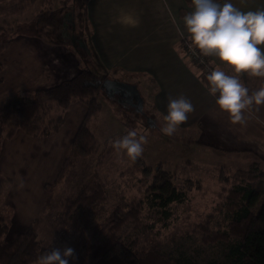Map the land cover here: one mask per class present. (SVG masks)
Listing matches in <instances>:
<instances>
[{"label": "rangeland", "instance_id": "1", "mask_svg": "<svg viewBox=\"0 0 264 264\" xmlns=\"http://www.w3.org/2000/svg\"><path fill=\"white\" fill-rule=\"evenodd\" d=\"M18 1L19 0H5L0 3V24H2L1 21L3 19H6L8 22L12 21L8 6ZM42 1L43 0H37L31 4L24 2L23 6L25 5V9L23 13H20L22 16L17 15L18 20L23 21L25 18H30L32 15H36L40 12L58 10L65 7L64 9H68V13L62 14L61 33L67 38L69 44L71 41L69 39V33H74L76 36L79 35L85 40L87 33H93L96 36L91 24V18L97 15L95 11L97 8L96 3L94 4L93 11H90L91 18L88 17L87 14V18L91 23L87 22L85 14L84 26L80 27L82 29L80 32L78 25L77 28L75 26L72 28L71 25H69L74 18L72 0ZM166 2L169 6L170 14L173 15V9H171L172 5L169 0H166ZM120 5L124 6L125 4L120 3ZM162 6L163 9L165 6V9L168 11V7L164 2H162ZM88 7L89 1L87 2V10ZM152 8L153 5L150 1L146 0L142 3L141 0H138L133 14L130 15L125 13L122 20L125 24L121 23L120 26L129 29L130 33L133 29L137 30L138 28H142L143 35L146 38L158 26L156 23L152 25L146 19V15ZM160 15L164 16L166 14L161 12ZM166 28L167 25L165 26V31ZM24 29L27 31L25 26ZM27 34L28 36L23 35L22 38H20L21 35L14 36L11 39V41H13L12 46L10 41L6 49L10 46V51L19 48H35L31 44H28L29 42H27V40L23 39L29 37L32 33L29 32ZM112 34L113 33H111V35ZM31 37L36 39L35 35H31ZM102 38V34H98V42H103ZM19 39L21 42L25 43L24 47H19L18 44H16ZM95 40L97 41V37ZM182 41L184 46L185 39H182ZM75 42L77 41L75 40ZM68 43H65L64 46L66 50L70 51L69 54L72 57L71 60L73 63L74 61L75 63L80 61L85 68L94 69L101 76L106 77L111 75V73L101 65L102 62L99 57L100 53H98V46L95 47L98 56L95 55L93 48H91L87 56V53H80L82 51L77 48L76 50L79 51V54L76 53L73 47ZM53 46L62 47L61 45ZM84 50L89 51L87 49ZM12 53L13 55L10 59L16 63L18 57L14 52ZM2 54L3 50L0 52V56ZM115 55H119V53L117 52ZM189 59L201 69L204 75H208L213 70L209 67L210 63L208 60H206L205 64L204 62L199 63L194 61L192 57ZM12 61L8 60V62L1 63L2 61L0 60V70H3V68ZM1 75L0 71V76ZM11 77L12 75L8 73L6 78L7 80L13 79ZM7 80L5 77L4 79H2V77L0 78V101L12 94L22 92L17 88L7 91L1 90L3 85H8ZM126 81L129 82L128 79ZM150 88L156 90V85H151ZM150 88L143 92L140 91V98L142 100L141 111L134 109L131 105L125 104L124 102L122 104L119 103L124 108L123 112L127 115V124L122 121V117L121 120V118H117V116L112 113V104L107 92L102 89L98 90L96 97L101 103L102 108L98 113L92 116L89 123L97 139L98 151L79 159L70 170L68 169L66 171V176L56 181L55 177L60 166L58 167L57 160L53 158L54 152H50L48 149L47 154L41 158H39L40 155L37 153L36 155H38V157L35 158L39 160H34L31 157L32 155L27 154L29 159L22 160L23 150H33L35 152L41 150V147L37 144H31L28 148L23 146L20 147L19 144L15 145V143L10 146L4 144L3 154L8 160L2 161L1 164L2 175L5 178L11 177L15 179L9 167V162L13 157H15V161L18 163L22 162L21 165H24L26 169H31L33 172H35V165L47 164L49 168L48 171L45 168L38 171L42 172L41 174L48 173V175H50L48 178L50 181L48 187L45 186L46 183L43 187V199L41 202L43 205L33 214V217L25 218L27 214L23 209V206L26 207L30 199L26 193L28 192L27 187L30 186L29 183L25 180L20 183L9 181L10 183L3 189L0 195V215L4 217V221L9 227L8 232L3 236L4 239L10 240L12 237L25 230L24 228L27 225L32 224L37 231L39 239H41L46 246L61 251L66 248L73 249V257L69 258V264H168L170 257L163 255L161 250L171 251L174 248L170 247L173 246L180 248L188 254L196 256L199 260H206L213 257L224 259L226 257L228 253L227 243L217 234L219 232L223 233L224 231H228L229 221L234 217L231 211H229V186L233 184L230 182L228 176L238 170L239 166H236L235 162L231 159H229V163L235 165L232 169H229V166H219V162L215 159L213 160L210 156V154L216 152L198 148L193 142L185 144L179 140L181 139V134L179 133V135H177V131L171 136L163 134L161 128L165 126V123L162 120H150L149 117V115H151L148 113L149 103L152 99ZM76 101L77 103L81 102L78 100ZM66 109L67 108H58L55 112L65 117L67 115ZM148 119L153 122L152 127L149 125L150 122ZM133 131L137 133V138L143 136L146 140V143L143 144L144 151L139 157L142 161L141 159L132 161L126 154L113 147V142L115 140L121 139L123 136ZM14 146L16 147L15 150H13ZM44 147L52 148L50 143L45 144ZM221 156V153H218V159L222 163ZM29 160L31 161L28 162ZM28 164H30L31 167H29ZM144 164L151 167L161 164L162 169L171 175L172 183L180 190L184 191L185 199L180 203H174L170 206L169 209L171 212L168 219H164L159 215L161 218L155 221V227L152 230L145 231L144 226L135 228L132 222L123 224L121 229L117 232V235L126 248L132 249L134 258H128V256H126L127 252L123 255L114 254L107 259H100L97 257L95 258L96 260H93V258H91L93 250L86 247L88 243H92L91 238H89L91 233L84 234L82 238H78L77 232L71 227V220L63 216L61 204L65 199L72 198L74 193H76L75 191L81 185L88 186V189L98 185L104 192V199L99 200L93 206L92 222L96 225L105 224L111 210L120 204L123 198H128L130 202L141 199V194L146 188V185L150 184L151 175L153 174V172L150 173V171L143 168L145 167ZM240 165L242 166V164ZM253 167L256 169L255 172L257 174L264 173V161H260V163L258 161H253L251 164H246V166L240 168L251 171ZM253 173L254 172H252V174ZM25 178V176L22 177V179ZM187 179L192 180L193 183L185 182ZM9 190L10 192H8ZM71 211L72 208L70 209V212ZM19 212H24L22 213L23 216H21ZM212 215L213 219L211 220ZM207 217L210 219L208 229L201 230L200 226L205 222ZM12 218H15L17 221L20 220L22 223L11 220ZM144 246L146 247V252L141 255L139 251L141 247ZM85 249H90L91 251L89 250L88 252V250Z\"/></svg>", "mask_w": 264, "mask_h": 264}, {"label": "crops", "instance_id": "2", "mask_svg": "<svg viewBox=\"0 0 264 264\" xmlns=\"http://www.w3.org/2000/svg\"><path fill=\"white\" fill-rule=\"evenodd\" d=\"M88 1L89 7L87 10L86 4L85 11L86 18L87 14L90 17V11H93L95 3L97 7L95 9L96 17H90L92 23L87 18V22L92 24L96 36L93 33H87L85 40L79 35L69 33V39L71 40L69 45L73 47L76 53L79 54L77 48L82 51L80 53H87L88 56L91 48H93L96 56L100 53L102 67L111 73L110 76L106 77L135 86L139 95L140 91H146L151 85H156V90L150 88L152 98L148 111L151 114L149 115L150 120L157 119L165 123L164 116L167 114L169 98H178L181 95L188 98L194 106V111L177 128V135L181 134L179 140L185 144L193 142L198 148L216 152L210 154V156L213 160L219 162V166H229V169H232L236 165L239 166L238 169H245L240 167L246 166V164L249 165L253 161L259 163L264 161V105L259 106L258 110L257 106H252V108L246 110L243 121L238 123H232L225 113L218 110L214 98L208 93L207 74L204 75L201 69L185 55L182 38H190L184 29L183 17L179 16V9L185 7L184 0H169L173 15L170 14L166 0H148L152 3L153 8L146 15V19L152 25L156 23L158 26L146 38L143 35L142 28L133 29L130 33L129 29L120 26L121 23L125 24L122 21L125 13L133 14L138 0ZM141 1L144 3L146 0ZM162 2L166 4L168 11L165 6L163 9ZM218 2L223 3L224 0ZM231 2L244 12L264 10V0H231ZM120 3L125 5L121 6ZM188 10L189 12L193 11V6L188 7ZM161 12L166 15L161 16ZM72 21L69 25H72ZM163 24L167 25L166 31ZM111 33L113 34L111 35ZM98 34H102L103 42L101 43L98 42ZM96 37L97 41L95 40ZM23 39L35 48H19L20 50L10 51L13 42L11 41V46L3 50V54L0 56L1 63L8 62V60L12 61L10 59L13 55L12 52L17 55L18 59L16 63L12 61L3 70H0L2 74L0 78L4 79L5 77L7 80L8 73L13 78L7 80L8 85H3L1 90L7 91L17 88L22 92H30L47 88L73 77L81 68H85L80 61L72 62L70 51L66 50L64 45H61L62 47L48 45L34 39V37ZM16 44L19 47L25 45L20 39ZM97 46L98 53L95 51ZM106 49L109 50V53ZM117 52L119 55H115ZM206 57L210 63L209 66L213 70L217 65H220V62L214 57ZM220 68L227 74L234 75L231 68L224 65H220ZM123 79H128L129 82ZM240 79L249 90V94L264 87V77H252L241 73ZM66 110L67 115L63 116V124L56 132L42 137H35L18 131L12 138L4 140L0 146L1 173V162L8 160L3 154L4 144L10 146L13 143L26 148L30 147L31 144H37L41 147V150L35 151L36 153L33 150H23L22 160L29 159L27 154L32 155L31 157L34 160H39L35 158L38 157L36 154L38 153L39 158H41L47 154L49 149L50 152H54L53 158L57 160L59 167L68 152L71 139L85 114L86 107L82 101L79 103L74 101ZM112 113L115 115L114 110ZM48 143L52 148L44 147ZM15 148L14 146L13 150ZM218 153L222 155V163L218 159ZM14 158L8 164L15 179L9 176L8 179L14 183L25 180L30 184L27 187L28 192H26L30 199L26 207L23 206V209L27 214L25 218L33 217V214L43 205L41 202L44 184L50 182L48 180L50 175L48 173L41 174L42 172L38 170L45 168L48 171L49 168L47 164H37L34 167L35 172H33L21 165L22 162L15 161ZM229 159L233 160L235 165L229 163ZM28 165L31 167L30 164ZM23 176L26 178L22 179ZM19 213L23 216L22 213L24 212ZM11 220L22 223V221H17L15 218Z\"/></svg>", "mask_w": 264, "mask_h": 264}, {"label": "trees", "instance_id": "3", "mask_svg": "<svg viewBox=\"0 0 264 264\" xmlns=\"http://www.w3.org/2000/svg\"><path fill=\"white\" fill-rule=\"evenodd\" d=\"M4 1L0 0V3ZM35 1L37 0H19L8 6L12 21L8 22L6 19L1 21L0 52L9 45L14 36H28L29 32L48 45L68 43L67 38L61 33L62 14L68 13L65 7L40 12L23 21L18 20L17 15L24 12V2L31 4ZM45 1L48 0L42 2ZM87 1L72 0L74 18L71 27L77 28L78 25L80 32L82 31L80 27L84 26ZM184 2L185 7L179 9L180 17L190 13L188 7L193 6L191 0H184ZM182 39L190 41L187 38ZM104 78L107 77L86 67L59 84L25 93L18 92L2 99L0 101V146L4 140L12 138L18 131L35 137L58 131L64 118L55 111L58 108H67L76 100L82 101L86 107L85 114L71 139L55 181L66 176V171L70 170L79 159L98 151L97 139L89 123L92 116L102 108L96 94L101 89L100 84ZM110 100L117 118L122 117L123 120L122 118L121 120L127 124L124 108L115 99ZM139 159L141 158L138 157L136 160ZM143 168L153 174L150 184L146 185L141 194V199L130 202L128 198H123L122 202L111 210L105 224L96 225L92 222L93 206L104 199V192L98 185L90 189L86 185H81L72 198L65 199L61 204L63 216L71 220V227L77 232L78 238L91 233L89 238L92 243H88L86 247L93 250V257L91 256L93 260L97 257L107 259L114 254L123 255L127 252L128 258H134L132 249L128 247L127 249L117 235L123 224L132 222L135 228L144 226L145 231L152 230L155 227V221L161 218L159 215L168 219L171 212L170 206L185 199L184 191L172 183L171 175L162 169L161 164L154 167L145 165ZM255 171L254 167L251 171L238 169L228 176L233 184L229 186V211L234 217L229 221L228 231L217 234L227 243L226 257L199 260L196 256L173 246L170 247L174 248L171 251L161 250L163 255L170 257L168 264H264V173L257 174ZM9 181L11 180L5 178L0 170V195L10 183ZM185 182L193 183L190 179ZM45 186L48 187V183ZM209 222L210 219L207 217L200 229H208ZM24 229L10 240L4 239L3 236L8 232L9 227L4 217L0 215V264H37L38 257L46 251L54 250L39 239L32 224ZM90 249L85 250L89 252ZM145 252L146 247H141L139 253L142 255Z\"/></svg>", "mask_w": 264, "mask_h": 264}, {"label": "clouds", "instance_id": "4", "mask_svg": "<svg viewBox=\"0 0 264 264\" xmlns=\"http://www.w3.org/2000/svg\"><path fill=\"white\" fill-rule=\"evenodd\" d=\"M193 11L183 17V25L191 44L203 56H211L220 65L232 69L234 75L222 71L220 65L207 75L208 93L219 111L232 123L242 122L246 110L264 105V87L249 94L240 74L264 77V10L244 12L231 0H191ZM194 111L191 101L181 95L169 98L165 126L161 132L173 135ZM143 136L129 132L113 142V147L135 161L144 151ZM73 249H54L38 257L37 264H69Z\"/></svg>", "mask_w": 264, "mask_h": 264}, {"label": "water", "instance_id": "5", "mask_svg": "<svg viewBox=\"0 0 264 264\" xmlns=\"http://www.w3.org/2000/svg\"><path fill=\"white\" fill-rule=\"evenodd\" d=\"M100 88L107 92L110 99H115L120 104H122V102L118 98H115V96L121 95L125 97L127 94H131L135 98L134 100L138 106L137 109L141 111L142 100L135 86L115 79L106 78L102 80ZM127 99L129 100V98ZM148 121L150 120L148 119ZM149 125L152 126L153 122H150Z\"/></svg>", "mask_w": 264, "mask_h": 264}, {"label": "built area", "instance_id": "6", "mask_svg": "<svg viewBox=\"0 0 264 264\" xmlns=\"http://www.w3.org/2000/svg\"><path fill=\"white\" fill-rule=\"evenodd\" d=\"M184 47H185V54L187 55L186 57H189V58L192 57V59L194 61H197L199 63L204 62L206 64V60H208L207 57L206 56H203V55H200L198 53V51L196 49H194V47H193V45L191 44L190 41H186L185 40Z\"/></svg>", "mask_w": 264, "mask_h": 264}, {"label": "flooded vegetation", "instance_id": "7", "mask_svg": "<svg viewBox=\"0 0 264 264\" xmlns=\"http://www.w3.org/2000/svg\"><path fill=\"white\" fill-rule=\"evenodd\" d=\"M129 98V100L127 98ZM121 96V95H117L115 96V98H118L122 103L124 102L125 104H129L131 105L134 109H137L138 106L136 105V102H135V98L131 95V94H127V96Z\"/></svg>", "mask_w": 264, "mask_h": 264}]
</instances>
